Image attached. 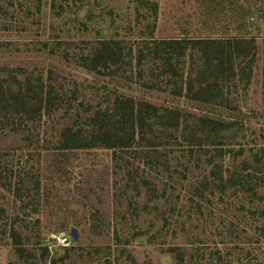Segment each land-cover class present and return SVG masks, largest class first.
Wrapping results in <instances>:
<instances>
[{"label": "rangeland", "instance_id": "1", "mask_svg": "<svg viewBox=\"0 0 264 264\" xmlns=\"http://www.w3.org/2000/svg\"><path fill=\"white\" fill-rule=\"evenodd\" d=\"M234 36L255 53L230 108L171 92L160 58L137 61L145 40ZM263 45L264 0H0V114L33 117L0 133V173L39 175L37 194L0 186V264H264ZM175 66L185 75L187 52ZM39 82L59 106L40 118L21 102ZM116 97L155 106L143 139L57 148L66 125L90 136L88 115ZM195 135L201 147L186 150Z\"/></svg>", "mask_w": 264, "mask_h": 264}, {"label": "trees", "instance_id": "2", "mask_svg": "<svg viewBox=\"0 0 264 264\" xmlns=\"http://www.w3.org/2000/svg\"><path fill=\"white\" fill-rule=\"evenodd\" d=\"M142 46H144V48H139L137 61L141 59L142 54H151L150 57L152 58H160L162 63L157 74L166 75L164 82L165 84L170 83L171 92L174 94H182L183 90H185L186 96L189 98L207 102L217 101L219 104L225 105L228 108L232 107L230 105L229 94L235 90L237 82L243 81L247 83L249 80L251 64L255 53L253 38L241 36L226 38L178 37L150 39L148 41L145 40ZM186 52L188 53L190 67L184 75L175 64H180L182 62V56ZM100 53L98 58L104 60L106 58L105 54L102 51H100ZM161 53L164 55L162 56ZM173 56L175 59L172 62L171 58ZM109 57H111L112 63H117L123 58L119 51H113L110 53ZM183 85H185L184 89ZM231 87L232 89H230ZM42 90V82H39V85H37L35 89H31L29 85H26L25 91H27V100L29 103H27L24 95L20 94L19 89L13 92L12 99L20 101L25 100L26 102H21L24 103V106L26 105L28 107L29 111L27 114L30 116L37 114L36 117L40 118L43 110H45L47 114H51L53 109L59 107H53V103L55 102L53 100L48 101L50 99L48 94L45 95V99L47 100L42 102ZM57 104L60 105V103ZM147 109H151L152 113L155 112V106L150 103L138 101L135 106L131 97H116L113 100V105L110 110L96 109L95 112L88 115L89 118L84 124L90 126V136H80L79 131H81V127L73 130L71 126L66 125L60 131L61 139H58L57 148L94 147L99 146V144H104L108 147L118 146L120 148L122 146H132L136 141L134 138V131L137 129L139 134L138 138L143 139L144 134H146L145 128L152 125L151 118L153 117L146 116V112L152 116ZM18 112L23 113L25 109H11L0 114V133L5 132L6 128H10V130L15 129L14 123H18L17 127H19L25 120L33 118L26 117V119H23L10 115ZM17 119L18 122H16ZM201 119L204 122L209 121L207 118L201 117ZM160 124L167 126L169 124L168 117L160 119ZM172 124L177 128L179 121L175 119ZM218 128L219 126H215L211 130H215V133H218ZM139 142L140 141H137V143ZM200 142L201 140L197 135H195V137H187L185 146L188 149L186 150L193 151V148L201 147L199 144ZM24 158L25 160L28 159L27 153ZM4 166V169L1 170L7 171V174L5 175L3 171L0 173V186L12 188L13 194L18 198L23 195L28 196L31 192L38 193V167L34 169L33 173L31 172V174L27 176L28 180L26 181L22 177L16 179L12 169L7 167V165ZM22 168L23 166H21L19 172L22 171ZM72 203L73 202L69 200L67 205L71 207L70 205ZM9 234L13 244H20L18 235L13 229L9 230ZM137 240L136 242L139 244H142L139 240L144 241L142 236L138 237ZM162 255H167L169 257L170 264L172 256L168 254Z\"/></svg>", "mask_w": 264, "mask_h": 264}, {"label": "water", "instance_id": "3", "mask_svg": "<svg viewBox=\"0 0 264 264\" xmlns=\"http://www.w3.org/2000/svg\"><path fill=\"white\" fill-rule=\"evenodd\" d=\"M69 235H70L72 238H74V239L78 237V233H77V231H76V227H74V226H71V227H70ZM161 259H162L163 261H165L166 263H169V257H168L167 255H162V256H161Z\"/></svg>", "mask_w": 264, "mask_h": 264}, {"label": "built area", "instance_id": "4", "mask_svg": "<svg viewBox=\"0 0 264 264\" xmlns=\"http://www.w3.org/2000/svg\"><path fill=\"white\" fill-rule=\"evenodd\" d=\"M57 238H58V237H57ZM65 238H66V236H64V235H63V236H61V237H60V241H64V240H65Z\"/></svg>", "mask_w": 264, "mask_h": 264}]
</instances>
